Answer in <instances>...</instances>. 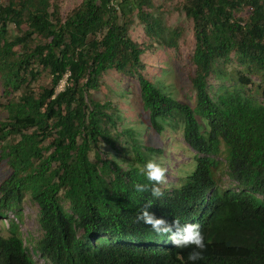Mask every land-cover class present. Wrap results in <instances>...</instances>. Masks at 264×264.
Instances as JSON below:
<instances>
[{"label":"trees","instance_id":"obj_1","mask_svg":"<svg viewBox=\"0 0 264 264\" xmlns=\"http://www.w3.org/2000/svg\"><path fill=\"white\" fill-rule=\"evenodd\" d=\"M63 1L0 0V85L8 98L0 143L14 142L0 156L10 169L0 185V221L9 224L0 229V264H264V0H178L195 38L194 105L144 75L147 48L131 36L134 15L147 47L177 49L180 36L155 0H83L66 18ZM234 62L237 76L224 74ZM111 70L137 80L159 132L166 126L158 119L184 124L196 153L194 172L159 198L134 186L150 187L144 167L160 149L139 145L130 131L128 168L101 157L104 141L125 150L122 135L112 134L116 110L93 97ZM45 74L51 82L42 86ZM212 77L221 81L216 92ZM148 200L158 218L200 225L203 259L189 260L197 249L176 248L137 222ZM25 201L37 208L42 231L33 247L11 220L21 219Z\"/></svg>","mask_w":264,"mask_h":264},{"label":"rangeland","instance_id":"obj_2","mask_svg":"<svg viewBox=\"0 0 264 264\" xmlns=\"http://www.w3.org/2000/svg\"><path fill=\"white\" fill-rule=\"evenodd\" d=\"M119 1V0H118ZM83 0H64L62 4V15L66 18L69 13L78 7ZM155 5L161 9L166 16L167 25L170 26L178 38V48L168 46H160L152 43L146 32L144 24L139 20V15H134L135 24L131 30L132 38L144 44L147 48L143 56V62L146 66L144 75L157 84L164 91L171 94L174 98L181 102L194 105L196 94L192 88L190 80V58L195 49V38L192 23L186 18L185 14L179 8L178 0H155ZM224 74L237 76L240 67L237 63H228L224 67ZM257 80V79H255ZM51 82L48 74L41 79V85L47 86ZM220 80L212 77V91L216 92L220 85ZM226 85H231L230 79L223 81ZM39 83L33 85L34 89H38ZM61 89V87L59 88ZM95 100L101 103H111L112 110H116L114 114L117 117V127L113 129V136L122 135L121 140L125 150L115 140L113 143L102 142L100 144V154L103 159L114 160L124 168H128L131 157L126 152H130L132 144L127 143L128 136L126 133L130 131L135 133V139L139 145L154 147L160 149V152L151 156L152 159L165 161L167 167V183L161 185V190L180 188L184 179L192 174L197 167L196 153L186 144L184 140V124L179 123L175 119H158V123L166 126V129L159 132L153 125L150 112L145 111L140 99V87L135 78L124 76L116 70L109 71L102 80L99 90L93 92ZM8 98L3 94L0 85V122L7 118L5 105ZM133 140L134 142L136 140ZM9 143H14L12 140ZM0 143V156L3 152V146L9 143ZM117 147V148H116ZM93 161H97L95 153H91ZM223 159V158H222ZM224 162V161H223ZM225 164V162H224ZM221 166L220 174L224 173L225 165ZM10 174V169L6 162L0 160V185ZM227 184V181H225ZM22 217H16L11 214V220L19 223L20 231L28 243H33L40 239L42 231L38 223V210L31 203H25L22 207ZM8 223L0 221V229L8 228ZM29 247L33 245L27 244ZM36 258V257H35Z\"/></svg>","mask_w":264,"mask_h":264},{"label":"clouds","instance_id":"obj_3","mask_svg":"<svg viewBox=\"0 0 264 264\" xmlns=\"http://www.w3.org/2000/svg\"><path fill=\"white\" fill-rule=\"evenodd\" d=\"M167 171L168 169L163 159L148 161L144 167V175L150 182V187L145 184H136L134 186L135 190L140 193L150 190L153 197L159 198L163 195L160 186L167 183ZM152 207L153 201H146L136 217L137 222H142L149 226L158 235L167 236L171 244L176 248L192 246L194 249H197L189 254V260L196 261L203 259L202 253L206 248V244L200 225L188 223L181 226L179 220H173L172 223H169L162 217H156L150 211Z\"/></svg>","mask_w":264,"mask_h":264},{"label":"built area","instance_id":"obj_4","mask_svg":"<svg viewBox=\"0 0 264 264\" xmlns=\"http://www.w3.org/2000/svg\"><path fill=\"white\" fill-rule=\"evenodd\" d=\"M117 1H118V0H112V4L115 5V2H117ZM116 9H117L118 11L120 10L118 6H116ZM65 84H66V82H63L62 85L60 86L61 89H59V90H62V89L64 88ZM60 87H59V88H60Z\"/></svg>","mask_w":264,"mask_h":264}]
</instances>
